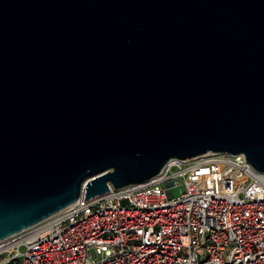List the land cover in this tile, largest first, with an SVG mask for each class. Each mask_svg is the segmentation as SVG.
<instances>
[{
    "label": "water",
    "instance_id": "water-1",
    "mask_svg": "<svg viewBox=\"0 0 264 264\" xmlns=\"http://www.w3.org/2000/svg\"><path fill=\"white\" fill-rule=\"evenodd\" d=\"M206 152L264 172V0H0V240Z\"/></svg>",
    "mask_w": 264,
    "mask_h": 264
},
{
    "label": "built area",
    "instance_id": "built-area-1",
    "mask_svg": "<svg viewBox=\"0 0 264 264\" xmlns=\"http://www.w3.org/2000/svg\"><path fill=\"white\" fill-rule=\"evenodd\" d=\"M82 198L1 239L0 264H264V172L241 153L169 159Z\"/></svg>",
    "mask_w": 264,
    "mask_h": 264
},
{
    "label": "rangeland",
    "instance_id": "rangeland-1",
    "mask_svg": "<svg viewBox=\"0 0 264 264\" xmlns=\"http://www.w3.org/2000/svg\"><path fill=\"white\" fill-rule=\"evenodd\" d=\"M171 190H172V194H173L174 196H176V195L179 194V188H178L177 185L172 186V187H171Z\"/></svg>",
    "mask_w": 264,
    "mask_h": 264
}]
</instances>
